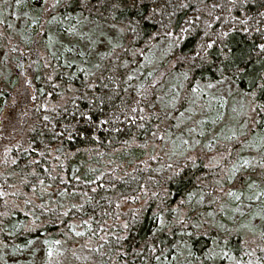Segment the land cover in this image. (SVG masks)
I'll list each match as a JSON object with an SVG mask.
<instances>
[{
    "label": "trees",
    "instance_id": "obj_1",
    "mask_svg": "<svg viewBox=\"0 0 264 264\" xmlns=\"http://www.w3.org/2000/svg\"><path fill=\"white\" fill-rule=\"evenodd\" d=\"M0 26V190L24 204L0 195V264H264V0H0ZM224 81L247 134L207 100ZM192 124L228 139L230 182L181 148Z\"/></svg>",
    "mask_w": 264,
    "mask_h": 264
},
{
    "label": "rangeland",
    "instance_id": "obj_2",
    "mask_svg": "<svg viewBox=\"0 0 264 264\" xmlns=\"http://www.w3.org/2000/svg\"><path fill=\"white\" fill-rule=\"evenodd\" d=\"M20 24L19 26L23 25V21H19ZM26 31H30V27L26 28ZM3 29L0 26V35H3ZM27 34V33H26ZM1 41V39H0ZM34 39L31 42V44L33 43ZM35 43V41H34ZM5 48V47H9L12 45V39H10L8 37H6V40L4 39V43H1ZM3 55V50H0V58ZM44 56V52L43 50L39 49L38 47H34L33 48V52L32 54L27 58L24 59L23 62H21L20 65H22L23 63V68L28 67L30 64H33L35 61L42 59ZM42 63L46 64L47 60L43 59ZM35 67V64H34ZM234 91V87L232 84H230L228 81H224V83L219 84V85H211V89L210 92L211 94L207 95V100L208 102H211V109H213L214 104H218V109L215 110L217 112V116L218 118H220L221 116H223V121L221 125H225L226 124V119H231L233 121L236 122V124H234L237 129H240V132L245 131V133L247 134V132L253 128L255 126V105L253 103L252 98L249 95H242L239 93H233ZM231 93V94H230ZM198 94V93H197ZM196 94V97H198V95ZM21 95L18 93H13L11 100L8 102L3 114H2V119L4 120V122L6 121L8 124H12V122L15 120V117L17 114L20 115L21 111H22V105H24L25 102H23V99H21ZM198 104V103H197ZM210 108H206V110H208ZM202 112V111H201ZM225 117V118H224ZM191 119L192 116L189 115L187 117H185V119ZM213 121V120H212ZM211 121V122H212ZM192 123V122H191ZM213 123V122H212ZM195 124H192L191 127H188L186 129V136H191L189 138H187L186 136L184 137L183 135L180 136L179 140L181 142V148L186 147L188 150V156L192 157V156H205L206 158L204 159L205 164L207 166H213L216 164L221 165L220 166V177H225L228 176L227 180L228 182L231 181L232 179V175L234 174V170H235V166L237 167L236 170H240V165L237 166V164L235 163V161L233 160L230 164L225 163V160L229 158L230 154L232 153L231 150V145L228 144V142L226 140L228 139H223L222 133H214L212 130L213 126L211 124V140L207 143H205L204 145H200V142L198 141L197 138H195L194 133L195 129L194 126ZM221 127V126H220ZM224 128V126H222ZM228 126L226 128L223 129L222 132H224L225 130L228 131L229 128ZM232 128V127H231ZM247 129V132H246ZM200 133H202L201 131H199ZM229 138H232L231 134L229 136ZM240 139V138H238ZM155 148L158 149L157 144H154ZM157 152H155L156 154ZM106 164L108 166V161H106ZM4 171V167L0 166V173H2ZM244 172V171H241ZM236 185L233 184L231 186H224L220 189L216 190L215 193V198L218 200L217 203L220 202V199L226 196H232L234 195V193L236 192ZM17 189H13L12 191L10 190L9 192H5V191H1L0 190V195L3 198V201L6 205V207H8L9 209H13L15 208V206L20 209V210H24V204L23 201L20 200L17 195ZM24 196L31 201L37 202L39 200V198L35 195V194H24ZM234 197V196H233ZM235 200L238 199V196L234 197ZM185 204L187 203V201H183ZM132 206V204H130L129 202L124 201L123 202V208H128ZM185 211L182 210V213H184ZM27 225L30 226H39V223H35L33 222L32 219H30V221L28 222ZM43 246L44 244H36V248H35V253L34 256H40L42 254V250H43ZM33 253V252H32ZM5 260L6 261H10L11 258L7 256V254H5Z\"/></svg>",
    "mask_w": 264,
    "mask_h": 264
},
{
    "label": "snow or ice",
    "instance_id": "obj_3",
    "mask_svg": "<svg viewBox=\"0 0 264 264\" xmlns=\"http://www.w3.org/2000/svg\"><path fill=\"white\" fill-rule=\"evenodd\" d=\"M16 2L19 3L20 0H16ZM45 119H47V117ZM77 235H81V233H77Z\"/></svg>",
    "mask_w": 264,
    "mask_h": 264
}]
</instances>
